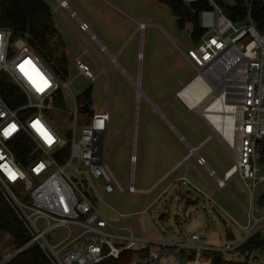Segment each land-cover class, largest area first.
<instances>
[{
    "label": "built area",
    "instance_id": "2783aa9c",
    "mask_svg": "<svg viewBox=\"0 0 264 264\" xmlns=\"http://www.w3.org/2000/svg\"><path fill=\"white\" fill-rule=\"evenodd\" d=\"M208 1L213 23L185 56L194 69L191 80L198 79L205 97L217 92L200 116L211 129L210 114L214 112L209 109L228 107L224 119L232 126L220 144L233 148V136L237 143L234 161L222 178L197 153V147H190L189 153L196 156V163L205 168L217 187L223 188L234 176H240L250 181L253 191L257 183L264 182V165L257 150L258 142L264 141V31L254 25L250 9L245 21L235 24ZM56 3L55 14L58 9L65 10L81 31L89 33L88 24L71 9L68 0ZM14 34V30L0 27V196L22 224L28 240L5 254L0 264H9L31 245L40 249L48 264H100L108 258L117 259L124 251L133 253L130 264H211L210 255L215 252L222 261L233 262L226 258L227 253L236 252L251 234L233 248L215 249L204 245L197 233L160 241L137 238L127 228H119L128 232L125 235L107 230L112 225L98 209V201L115 191L134 194L150 190L135 187L136 138L129 156V185L123 189L111 174L104 153L110 112L93 110L85 118L74 99L75 108L69 116L72 128H58L52 120L54 110H60L54 105L55 95L68 88L69 81L48 67L28 43L27 35ZM85 53L74 58L75 67L79 74L94 79L81 61ZM80 120L82 124L76 127ZM37 121L51 135V143L33 127ZM13 125L15 131L5 136ZM179 138L185 140L181 135ZM10 172L15 173V179L10 178ZM72 226L80 231L74 237ZM60 227L68 230L67 236L52 244L49 233ZM75 243L78 246L71 247Z\"/></svg>",
    "mask_w": 264,
    "mask_h": 264
},
{
    "label": "rangeland",
    "instance_id": "374dc122",
    "mask_svg": "<svg viewBox=\"0 0 264 264\" xmlns=\"http://www.w3.org/2000/svg\"><path fill=\"white\" fill-rule=\"evenodd\" d=\"M43 1L52 11L53 20L72 52L68 77L65 78L69 87L61 90L64 107L53 112L52 120L58 128L62 131L72 128L69 116L75 108L74 99L76 101L85 89L91 87L92 110H106L111 116L107 144H104L107 166L119 185L126 189L132 140L136 138L135 187L142 190L149 185L150 179H155L154 174H150L154 158L165 160L166 170L187 152L178 141L179 136L177 138L176 134L164 128L167 125L155 106L173 124L178 135L194 148L197 146V153L222 178L223 171L233 163L230 156L235 155V150L225 145L226 154L217 143H220V134L211 130L200 116L217 92L198 101V107L191 111L177 97L170 96L171 89L173 94L176 93L194 74V69L183 58V54L193 47L191 24H186L184 29L179 28L170 9L156 0H68L80 18H88L91 32L115 58L117 65H112L110 57L78 31L68 12L58 9L57 18L53 12L56 0ZM205 17L212 21L214 18L210 13H201V24L207 23ZM140 24L143 25L141 30ZM82 50L86 53L81 61L96 76L94 79L79 74L75 67L74 57ZM132 81L139 84L143 95L139 94ZM81 124L80 120L76 127ZM204 139L207 140L200 145ZM236 141L235 138V145ZM190 174L197 183L188 179L189 183L185 182L184 187L190 191L195 204L185 215L177 213L179 223L175 220V204L152 200L157 190L146 196L144 193L115 191L105 196L103 201H98V209L112 225L107 230L112 234L125 235L128 232L119 228H127L137 238L160 241H176L197 233L204 245L215 249L233 248L255 232L264 238V216H261L264 215V205L259 204L264 197V182L257 183L252 192L249 180L234 176L226 187L217 189L215 181H211L212 178L200 166L193 168ZM96 184L101 190V182L97 180ZM150 201L152 203L148 206ZM227 203L241 210V225H247L246 228L232 221ZM162 214L164 219L161 220ZM71 229L73 237L80 232L74 226ZM67 231L63 227L57 228L49 233L48 239L52 244L59 242L67 236ZM75 246L78 243L71 247ZM14 249L12 239L1 235L0 260ZM226 258L238 263L264 264V248L248 254L231 251Z\"/></svg>",
    "mask_w": 264,
    "mask_h": 264
},
{
    "label": "trees",
    "instance_id": "16d2710c",
    "mask_svg": "<svg viewBox=\"0 0 264 264\" xmlns=\"http://www.w3.org/2000/svg\"><path fill=\"white\" fill-rule=\"evenodd\" d=\"M168 7L175 17L179 28L184 29L191 24L190 37L195 45L208 27L200 23V14L210 12L212 7L208 0H156ZM222 12L235 24H242L250 9V17L260 31H264V0H233L234 6L228 7L221 0H212ZM0 27L14 30L15 37L27 35L28 43L35 48L37 54L62 80L68 77L69 58L66 54V44L53 21L52 11L43 0H0ZM7 99V98H6ZM8 103H13L7 99ZM54 105L63 109L62 92L55 95ZM76 105L82 116H91V87L85 89L77 98ZM66 135H69L66 132ZM68 147V146H67ZM261 164L264 165V141L258 142ZM19 157H21L18 154ZM264 205V197L259 200ZM7 235L12 239L14 248H18L28 240V235L22 224L5 204L0 196V236ZM264 248V238L259 232L248 236L236 251L248 254L253 250ZM133 253L124 251L117 259L108 258L100 264H130ZM211 264H247L224 262L218 252L212 253ZM9 264H48L40 249L31 245L14 257Z\"/></svg>",
    "mask_w": 264,
    "mask_h": 264
},
{
    "label": "crops",
    "instance_id": "0c3cea01",
    "mask_svg": "<svg viewBox=\"0 0 264 264\" xmlns=\"http://www.w3.org/2000/svg\"><path fill=\"white\" fill-rule=\"evenodd\" d=\"M186 3L189 2L187 0H184ZM58 11V10H57ZM205 13H208V12H205ZM57 15V13H56ZM57 18L58 15H57ZM70 18V17H69ZM74 23L75 25L77 26V29L80 33L84 34L88 39L89 41H91L92 44H94L96 47H98L101 51L105 52L109 57H110V61L112 63V65H117V62L115 61V58L110 56V54L107 52L106 48L104 47V45L102 44V42L98 39V37H96L90 30V24L89 22L86 20L88 19L87 17H82L80 18L81 20H83L84 22H86L88 24V27H89V33H86V32H83L81 31L79 28H78V25H77V22L70 18ZM205 20L207 21L206 24H201L202 26H207L208 28L212 25V20L211 19H207L205 17ZM54 21V20H53ZM205 22V21H204ZM55 23V21H54ZM55 26L58 30V32L60 33L61 37L63 38L62 36V33H61V30L58 28L57 24L55 23ZM66 27V26H65ZM68 30H70L68 27H66ZM74 35V34H73ZM75 37V36H74ZM93 37V39L91 38ZM64 40V38H63ZM65 42V41H64ZM66 44V43H65ZM71 46V45H70ZM71 48H68L67 45H66V54L68 56V58L70 59V56H71ZM86 51V50H84ZM83 52L80 51V53H77L75 55V57L79 56L81 53ZM75 54V53H74ZM84 55V54H83ZM74 57V58H75ZM183 58H184V61L189 64L192 68L193 66L191 65V63L189 62V60L187 59V57L185 56V53L183 54ZM113 61V62H112ZM132 78H129V80H131ZM178 83H180V81H178ZM139 85V84H138ZM140 87V86H139ZM174 89V88H173ZM141 91V89H140ZM173 90L171 89L170 91V96L173 97ZM205 89L203 88L202 92L200 93L199 96H204L205 95ZM181 102V101H180ZM182 103V102H181ZM180 103V104H181ZM183 104V103H182ZM153 106V105H152ZM155 107V106H153ZM184 107L188 109V111L191 109H189L186 104H184ZM157 108V107H155ZM187 109H184L187 111ZM158 114L163 118V120L165 121L166 123V130L169 131V132H172L174 134H176L177 138H178V131L174 128L173 124H171L164 116H162L161 112L158 110ZM189 113V112H188ZM161 130V129H160ZM212 130V129H211ZM207 139H204L200 145H202ZM178 141L180 143L183 144V147L185 149H187V152L182 155L179 159H175V161H173V163L170 164V166L165 170V160L161 159V158H154L153 159V164L152 166H150V174H154V178L155 179H150L149 181V185L147 187H145L144 189L142 190H148L150 188V190L148 192H145L143 195L146 196V195H151L154 193L155 190H157L154 194H153V198L152 200H156V201H159V202H162L164 201L166 204L168 203V201L170 202V204H175L176 205V216H175V220L179 223L180 220H177L178 217H177V213L178 212H181L183 215H185L186 213L189 212V208L192 207L194 204H195V201L193 200L192 198V195L190 193L189 190H187L185 187H184V183H189L188 182V179L190 180H193L192 179V176H190V171H192L193 168L195 167H199V165L196 163V159L194 158V160L192 159L194 157L193 154H190L189 153V149L190 147H193L191 146V144H189L186 140L184 141H180V139H178ZM217 142V141H216ZM218 145H220V147L225 151L226 153V150H225V145L222 146L219 142H217ZM181 144V145H182ZM200 145H198L200 147ZM197 147V146H195ZM198 147V148H199ZM227 154V153H226ZM234 157L235 155H232L230 156V158L232 159V161H234ZM191 159H192V162H191ZM203 171L206 173V175L209 177L207 171L205 170V168H203L202 166H200ZM192 168V169H191ZM164 169V170H163ZM228 169V168H227ZM225 169L223 171V174L226 172ZM163 170V171H162ZM151 176V175H150ZM240 177V176H239ZM211 178V177H209ZM241 178V177H240ZM243 179V178H242ZM245 180V179H243ZM194 182H196L195 180H193ZM211 181L214 182V180L212 179ZM230 181V180H229ZM228 181V182H229ZM227 182V183H228ZM197 183V182H196ZM227 185V184H226ZM154 186V187H153ZM226 187V186H225ZM224 188V187H223ZM203 189H206V187H203ZM217 189H222V188H217ZM207 190V189H206ZM153 191V192H152ZM254 191V190H253ZM252 191V192H253ZM219 192V191H218ZM235 203H237V200L235 199L234 201ZM151 201L150 203L148 204L151 205ZM162 204V203H161ZM226 204V202H225ZM228 208L227 211L229 213V215L231 216L232 221L239 224L240 226H243L242 228H246L247 225H241L243 224L242 223V220L240 219L239 217V212H241V210L239 208H236L237 206H230V204H228ZM163 206V205H162ZM120 216H123L120 214ZM261 216H264V215H261ZM260 216V218H261ZM160 219H164V215L162 214L160 216ZM248 221V220H247ZM247 224V223H246Z\"/></svg>",
    "mask_w": 264,
    "mask_h": 264
},
{
    "label": "bare ground",
    "instance_id": "6f19581e",
    "mask_svg": "<svg viewBox=\"0 0 264 264\" xmlns=\"http://www.w3.org/2000/svg\"><path fill=\"white\" fill-rule=\"evenodd\" d=\"M133 85L135 86V88L138 90L140 95H143L142 92L140 91V87L138 85V83H136L135 81H132ZM202 88H200L198 79H192L188 82L187 85H185L184 87H181L177 92L178 93V97L179 99L186 104V106L193 110L196 109L199 105L200 100H203V98H205L206 94L204 96H199L200 93L202 92ZM197 98V99H196ZM198 102V103H197ZM224 105V104H222ZM155 108V107H154ZM225 108H228L226 106H221V109H213V106L211 107V109H209V112H214L211 113L210 117L212 118V122L213 125L211 127L212 130L216 131L217 133L220 134L221 139L220 141L224 140V134H226V136L228 135V133H230V131L228 129H231L232 123L228 120L224 119V115L225 113H227V110ZM155 110L158 112V108H155ZM159 113V112H158ZM235 136H233V139L231 140L232 144H233V148L230 149H234L235 147ZM230 142V140H229Z\"/></svg>",
    "mask_w": 264,
    "mask_h": 264
},
{
    "label": "snow or ice",
    "instance_id": "6c2138e0",
    "mask_svg": "<svg viewBox=\"0 0 264 264\" xmlns=\"http://www.w3.org/2000/svg\"><path fill=\"white\" fill-rule=\"evenodd\" d=\"M46 84H47V81H45V85H46ZM33 127H36V128L38 129V131L41 132V135L44 136V138L47 140L48 143H51V142H52V137H51V135L47 132L46 129L43 128L42 125L39 124L38 121L34 123ZM13 131H15V126H14V125L11 126L8 130H6V131L4 132V135H5V136H8V135H10L11 132H13ZM9 176H10L11 179H15V173L10 172V173H9Z\"/></svg>",
    "mask_w": 264,
    "mask_h": 264
},
{
    "label": "water",
    "instance_id": "95a60500",
    "mask_svg": "<svg viewBox=\"0 0 264 264\" xmlns=\"http://www.w3.org/2000/svg\"><path fill=\"white\" fill-rule=\"evenodd\" d=\"M221 1H222V3H223L224 5H226V6H228V7H233V6H234V2H233V0H221ZM190 80H191V79H190ZM190 80H189V81H190ZM189 81H188V82H189ZM188 82H186L185 84H183L181 87H184L185 85H187ZM181 87H180V88H181ZM180 88H179V89H180ZM179 89H178V90H179ZM178 90H177V91H178ZM177 91H176V93L173 94V96H174V97H177V98L179 99V97H178V93H179V92H177ZM179 100H180V99H179ZM180 101H181V100H180ZM181 102H182V101H181ZM182 103H183V102H182ZM183 104H184V103H183Z\"/></svg>",
    "mask_w": 264,
    "mask_h": 264
}]
</instances>
